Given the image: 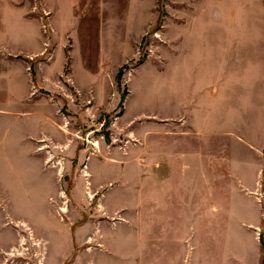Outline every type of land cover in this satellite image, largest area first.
Instances as JSON below:
<instances>
[{"label":"rangeland","instance_id":"rangeland-1","mask_svg":"<svg viewBox=\"0 0 264 264\" xmlns=\"http://www.w3.org/2000/svg\"><path fill=\"white\" fill-rule=\"evenodd\" d=\"M211 13L219 18L212 55L218 78L245 72L252 98L261 100L264 0H0V20L9 19L12 33L26 35L27 46L12 54L0 50V63L10 62L12 72L26 66L28 127L34 134L55 133L28 137L26 179L10 176V196H0L12 264H44L36 230L45 227V217L69 223L71 212L82 209L73 192L77 175L85 179L90 211L76 224L102 207L104 190L91 189L100 177L97 171L91 176L92 158L138 159V166L122 169L161 196L154 201L149 264H235L214 258L228 249L225 235L247 241L241 229H214L204 216L201 229L166 232V144L194 142L193 119L181 114V103L200 76L196 20ZM250 236L260 241L262 255L260 262L244 264H264V215Z\"/></svg>","mask_w":264,"mask_h":264},{"label":"crops","instance_id":"crops-1","mask_svg":"<svg viewBox=\"0 0 264 264\" xmlns=\"http://www.w3.org/2000/svg\"><path fill=\"white\" fill-rule=\"evenodd\" d=\"M8 20H0V50L10 54L25 51L27 46L22 39L26 35L23 38L12 33L11 27L6 26ZM218 21V16L212 13L196 20V53L200 55L196 68L200 76L195 78L181 103V114L185 112L193 119L189 128L194 142L166 144V232L201 229L205 216L214 229L238 228L249 236L247 241H240L234 239L233 232L225 235L224 238L229 236L225 243L228 249L214 260L235 264L260 262V241H251L250 231L263 225L264 94L261 100L252 98L250 79L245 77V72L243 77L218 78V64L212 57L218 51L215 34ZM26 85V66L12 72L11 63L1 61V197L10 196L11 186L6 182L10 176L20 183L26 179L23 165L28 137L40 140L43 135L55 134L42 129L34 134L28 127ZM227 105L229 109L223 111ZM41 122L36 129L42 127ZM29 143L42 146V142ZM148 162L154 166V162ZM128 164L140 163L138 159L89 161L91 176L96 177L94 171L100 176L99 181H93L99 184L91 185L92 192L102 188L104 202L78 224L75 220H80L90 209L84 205L88 200L85 179L77 175L73 192L82 209L71 212L69 223L57 220L55 215L51 220L45 217V227L40 232L36 230L44 251V264H149L154 201L161 196L152 186L145 187L142 178H130L129 172L122 169ZM102 214L111 218L119 216L121 221L92 217ZM7 225L4 221L0 223V264H12Z\"/></svg>","mask_w":264,"mask_h":264}]
</instances>
